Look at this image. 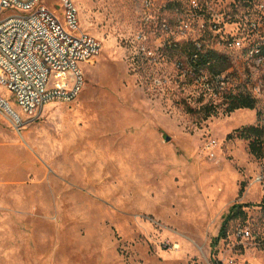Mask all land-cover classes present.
<instances>
[{"label": "rangeland", "instance_id": "1", "mask_svg": "<svg viewBox=\"0 0 264 264\" xmlns=\"http://www.w3.org/2000/svg\"><path fill=\"white\" fill-rule=\"evenodd\" d=\"M71 1L101 45L80 90L31 118L0 86L20 118L0 105V264H264V159L228 139L264 125V64L249 54L264 0ZM41 4L64 17L61 0ZM188 41L230 57L227 91L257 90L255 110L227 114L185 78L166 50ZM184 101L218 115L198 126ZM237 203L248 220L213 247Z\"/></svg>", "mask_w": 264, "mask_h": 264}, {"label": "built area", "instance_id": "2", "mask_svg": "<svg viewBox=\"0 0 264 264\" xmlns=\"http://www.w3.org/2000/svg\"><path fill=\"white\" fill-rule=\"evenodd\" d=\"M41 1L0 0V86L12 94L17 108L31 118L54 100H70L80 90L83 64L95 59L101 49L96 39L81 33L79 13L71 0H61L62 19ZM249 26L250 34L256 36L249 54L261 66L264 64L263 4L256 8L255 21ZM234 46L241 48L242 41L237 40ZM230 72L211 78L195 75L194 79H204L206 92L211 95H222L230 92L227 91ZM247 94L255 100L260 95L250 87ZM242 236L248 238L250 233L244 232Z\"/></svg>", "mask_w": 264, "mask_h": 264}, {"label": "trees", "instance_id": "3", "mask_svg": "<svg viewBox=\"0 0 264 264\" xmlns=\"http://www.w3.org/2000/svg\"><path fill=\"white\" fill-rule=\"evenodd\" d=\"M166 54L169 59L174 60L178 64L179 69L184 71L186 79L195 75L200 77L205 75L211 78L233 68L230 57L208 49L206 46L194 41L172 43L168 45ZM222 97L228 106L225 111L227 114L237 110H255L257 106V100L247 93L233 95L230 92H224ZM182 106L187 114L197 120L198 126L218 115L217 106L212 103H207L194 109L184 101ZM228 139L247 141L249 153L256 159H264V125L243 127L230 134ZM244 186L241 188L240 196L244 193ZM249 207V205L239 203L232 206L224 217L219 236L213 240V247L218 245L221 240L227 238L230 223L241 221L244 224L248 220V214L245 209ZM259 207L262 208L264 213V197Z\"/></svg>", "mask_w": 264, "mask_h": 264}, {"label": "water", "instance_id": "4", "mask_svg": "<svg viewBox=\"0 0 264 264\" xmlns=\"http://www.w3.org/2000/svg\"><path fill=\"white\" fill-rule=\"evenodd\" d=\"M0 105L4 108V109H6L5 108V105L3 104V102L0 100Z\"/></svg>", "mask_w": 264, "mask_h": 264}, {"label": "bare ground", "instance_id": "5", "mask_svg": "<svg viewBox=\"0 0 264 264\" xmlns=\"http://www.w3.org/2000/svg\"><path fill=\"white\" fill-rule=\"evenodd\" d=\"M8 108H9V106H8ZM10 110V109H9Z\"/></svg>", "mask_w": 264, "mask_h": 264}]
</instances>
